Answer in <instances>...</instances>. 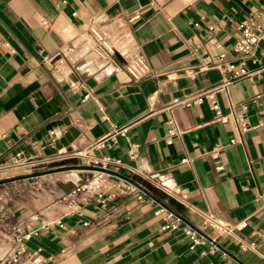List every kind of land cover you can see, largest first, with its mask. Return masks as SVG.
<instances>
[{
	"label": "crops",
	"instance_id": "1",
	"mask_svg": "<svg viewBox=\"0 0 264 264\" xmlns=\"http://www.w3.org/2000/svg\"><path fill=\"white\" fill-rule=\"evenodd\" d=\"M251 17L263 36L241 57L238 23ZM104 42L141 55L145 73L131 75ZM220 52L249 71L264 64V0H0V179L55 171L48 190L10 202L26 225L20 233L29 232L26 250L38 249L44 264H257L256 251L239 249L198 212L244 219L237 236L264 251V69L215 92L223 114L245 104L249 128L239 136L207 99L192 102L228 76L213 66ZM177 97L189 103L167 108ZM169 117L180 133L167 143ZM129 141L139 145L134 158ZM80 150L122 164L105 169L101 200L70 209L60 197L96 175L71 154ZM165 188H178L187 204ZM164 207L212 241L194 244L180 227L164 228ZM17 245L0 237V262Z\"/></svg>",
	"mask_w": 264,
	"mask_h": 264
},
{
	"label": "built area",
	"instance_id": "2",
	"mask_svg": "<svg viewBox=\"0 0 264 264\" xmlns=\"http://www.w3.org/2000/svg\"><path fill=\"white\" fill-rule=\"evenodd\" d=\"M138 16V15H135ZM255 17L242 19L238 23V29L240 35L234 43V50L240 54L241 57L252 56L254 54V48L257 42L262 38V26L257 23L254 19ZM96 39L102 40L105 38L104 34L93 31ZM106 47V50L109 53L118 52L123 57H125L126 69L134 77H139L143 75L146 71V63L141 55L128 56L125 53V45H121L119 48L110 45H107L106 42L103 43ZM213 66L220 68L223 71L228 73V76L225 77L219 84L213 85L209 88L203 89L197 93V95L192 99V102H198L202 99H207L210 103V106L215 112V118L220 121H226L228 118H231L235 129L240 136L248 128L247 121L245 119L244 110L245 104L241 105L242 111L234 112L230 110L228 113L223 114L219 109V105L215 96L217 90L226 89L229 83L242 78L248 77L251 78L255 73L260 72L264 69V64L256 71H249L243 61L236 63L235 61L228 59L224 52H220L215 56ZM189 101L180 98L172 99L171 103L167 108H171L174 104H188ZM167 129L164 134V139L167 143H170L172 137L180 133V129L176 126L175 121L172 117L166 119ZM119 131L124 132V128L114 129L113 132L109 133L105 137L95 141L91 147H102L104 146V141L108 137H112L113 133ZM236 139H231L233 142ZM139 145L136 142L129 141L127 155L130 158H134L138 155ZM216 151H213L212 154L216 155ZM72 155L80 156L85 158L86 162L91 165L95 171L96 175L94 179L90 181H85L79 184H76L67 194L60 197L61 200H64L67 204V207L72 209L77 202L85 201L89 197L93 196L97 200H101L108 187L107 183L104 181V171L111 165H121L122 162L119 158L111 157L109 155H96L90 153L89 150H80L71 153ZM185 159H183L184 161ZM55 171H43V172H32L28 174H22L12 177H7L0 179V237H6L17 242L18 245L10 253H7L1 260L0 264H44L45 259L41 257L38 253V249L26 250L24 243L21 241L22 238L29 237V232L20 233L21 228L25 229L26 225H21L16 221L15 214L10 208V202H12L16 197L22 196L28 190H48L50 181L54 177ZM129 191L134 194V196L140 201H151L152 198L147 196V194L139 189L128 187ZM165 190L181 200L183 203L187 204L185 194L180 193L179 189H167ZM264 196V190L262 191ZM166 213L164 215L165 223L164 228H176L180 227L185 235L194 243H202L205 240H210L206 234L201 232L198 228L193 227L187 223L180 215L175 212L163 208ZM202 220V223L210 226L213 230L221 233H226L233 235L238 239V246L241 250H253L256 251L259 257L257 264H264V251H259L256 248L255 241H246L237 236L236 231L239 228L245 226L246 221L243 219L238 222H228L223 221L213 214L207 211H198ZM11 234V236H10Z\"/></svg>",
	"mask_w": 264,
	"mask_h": 264
}]
</instances>
